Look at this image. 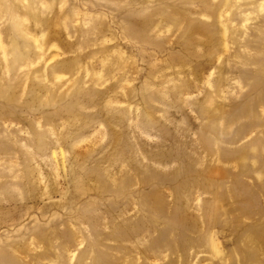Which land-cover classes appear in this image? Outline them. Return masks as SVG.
Returning <instances> with one entry per match:
<instances>
[{
    "label": "rangeland",
    "instance_id": "1",
    "mask_svg": "<svg viewBox=\"0 0 264 264\" xmlns=\"http://www.w3.org/2000/svg\"><path fill=\"white\" fill-rule=\"evenodd\" d=\"M0 264H264V0H0Z\"/></svg>",
    "mask_w": 264,
    "mask_h": 264
},
{
    "label": "crops",
    "instance_id": "2",
    "mask_svg": "<svg viewBox=\"0 0 264 264\" xmlns=\"http://www.w3.org/2000/svg\"><path fill=\"white\" fill-rule=\"evenodd\" d=\"M76 252L77 255L74 257L75 259H85V261H91V262H96L97 261V256L91 254L88 252L87 253V250H86V247H82L80 250H76V251H72V253Z\"/></svg>",
    "mask_w": 264,
    "mask_h": 264
}]
</instances>
